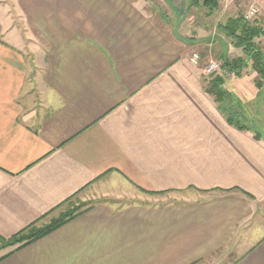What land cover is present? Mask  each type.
I'll return each instance as SVG.
<instances>
[{"label":"crops","instance_id":"obj_1","mask_svg":"<svg viewBox=\"0 0 264 264\" xmlns=\"http://www.w3.org/2000/svg\"><path fill=\"white\" fill-rule=\"evenodd\" d=\"M165 3L0 0V246L91 203L0 264H264V127L203 81L234 52L211 26L253 6L264 29V0Z\"/></svg>","mask_w":264,"mask_h":264},{"label":"trees","instance_id":"obj_2","mask_svg":"<svg viewBox=\"0 0 264 264\" xmlns=\"http://www.w3.org/2000/svg\"><path fill=\"white\" fill-rule=\"evenodd\" d=\"M213 3L214 0H204L203 7H207L209 11H212L215 8ZM193 4H196V1H193ZM220 30L231 40V42L235 43L234 45L236 48H240L242 50L245 58L251 61V69L258 76V79L254 81V85L258 90V98L261 97V100L264 101V95H261L264 90V53L260 49L256 48L253 42L255 38L264 37V31L256 25L255 21L247 22L241 16L228 19L225 24L220 25ZM245 67L246 65L244 64V60L241 58L233 62H224L223 65V69L227 70L234 76H239ZM223 85L224 80L221 77L216 76L215 78H212L211 83H209L208 94L214 97V101L218 105V108L224 113L226 121L229 125L240 131H252V129L245 128L243 124H241L245 121V119L242 117L240 112L236 111V109L232 107L233 104L230 103L232 100L229 98L232 95L229 92L227 94V91L221 88ZM225 101H228L229 103L227 104V108H225L224 105ZM253 132L257 133L255 135V138L257 139L259 132L257 129L253 130ZM85 209L81 211L76 209V212H60L56 218L51 219L47 224L39 225L38 223H32L10 238L1 239V246L2 248L14 246L15 248L11 251V253L19 250L59 228L69 220L79 215Z\"/></svg>","mask_w":264,"mask_h":264},{"label":"rangeland","instance_id":"obj_3","mask_svg":"<svg viewBox=\"0 0 264 264\" xmlns=\"http://www.w3.org/2000/svg\"><path fill=\"white\" fill-rule=\"evenodd\" d=\"M142 2H146L147 5L151 8V10L153 12H155V10L161 8L160 5H166V0H141ZM180 3H190L193 5V1H196V5L199 3V7L203 6L204 0H177ZM228 2V0H214V5L215 8L212 11H209L207 7H204V9H206L205 11H201L202 13L206 14V16L210 17L213 16L214 14H216V12L221 11L219 10L220 5H222L223 3ZM211 12V13H210ZM244 15V14H243ZM243 15L239 14L238 16L243 17ZM254 18H252L250 21L247 22H254L256 23V25L258 27L261 28V26L259 25L258 21L254 20ZM226 20H223L222 23L218 22V25L215 26V28H212V32L214 33V35L212 36V40H216L217 36H221L222 39H224L225 41H227L232 49H234V52H232L231 54H225L223 57H221L222 59L217 60V61H211V63H216L217 70L212 73V74H206L205 73V69H204V77L205 79H203V81L207 82L208 85L206 87V91L208 92V88H209V83H211L212 78H215L216 76L221 77L224 80V85L223 87H221L223 90L227 91L226 89H224L225 87L228 88H232V86L234 85V83H238V85L240 83H243L244 85H246L247 88L243 91L248 92V84L249 85H254V81H256L258 79V76L254 73V71L251 69V61H249L247 58H245L244 54L242 53V50L240 48H236L235 47V43L231 42V40L229 38H227L223 32L220 30V25L225 24ZM262 29V28H261ZM264 31V29H262ZM211 32V33H212ZM264 40V37H258L255 38L253 40L254 45L256 46V48L260 49L262 48L261 46V41ZM226 43V42H225ZM210 47V46H209ZM207 51V50H206ZM262 51V50H261ZM207 53V52H206ZM213 53L212 50H209V54L211 55ZM196 56V55H195ZM239 58H241L242 60H244V64L246 65L245 69L242 70V72L240 73L239 76H234L231 73H229L227 70L223 69V65L224 62H233L235 60H238ZM247 59V60H246ZM196 61V60H195ZM195 63V62H194ZM208 66V65H207ZM206 66V67H207ZM205 67V68H206ZM247 83H246V82ZM255 86V85H254ZM264 88V87H263ZM229 91H227L226 93L228 94ZM252 92V91H251ZM262 92V91H261ZM232 96H230V100H232L230 103L233 104L232 107H234L236 109V111L240 112V114L242 115V117L245 119V121L241 124H243V126L245 128H250L252 130H256L258 128H263L264 127V101L261 100V97L257 98V100L251 99V97L248 95V93L243 95V98L246 99L247 103L241 101L238 99V97L234 94H232L231 92H229ZM262 96L264 95V90L261 94ZM214 98V97H213ZM261 100V101H260ZM250 102V103H249ZM228 101L224 102L225 108H227ZM90 202L88 201H82L80 197H75L71 200H69L67 203L64 204V206H62V208L60 209V212H76V209L78 211H81L85 208H87L88 206H90ZM41 225V224H39ZM15 247H0V253L1 254H6L7 252H9L10 250H13Z\"/></svg>","mask_w":264,"mask_h":264},{"label":"built area","instance_id":"obj_4","mask_svg":"<svg viewBox=\"0 0 264 264\" xmlns=\"http://www.w3.org/2000/svg\"><path fill=\"white\" fill-rule=\"evenodd\" d=\"M258 14V10L255 7H250L248 11L243 15V19L245 21H250L252 18L256 17ZM194 62L197 60V57L193 55ZM217 65L216 63H209L208 66L205 68V73L206 74H212L217 70Z\"/></svg>","mask_w":264,"mask_h":264}]
</instances>
